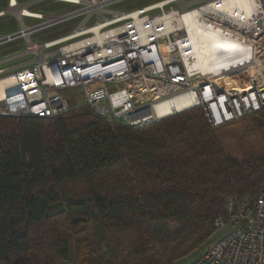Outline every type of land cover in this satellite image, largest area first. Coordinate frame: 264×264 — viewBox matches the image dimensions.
I'll return each instance as SVG.
<instances>
[{"label": "trees", "instance_id": "1", "mask_svg": "<svg viewBox=\"0 0 264 264\" xmlns=\"http://www.w3.org/2000/svg\"><path fill=\"white\" fill-rule=\"evenodd\" d=\"M264 188V109L211 126L200 107L112 127L78 105L0 115V264H187L225 200Z\"/></svg>", "mask_w": 264, "mask_h": 264}, {"label": "built area", "instance_id": "2", "mask_svg": "<svg viewBox=\"0 0 264 264\" xmlns=\"http://www.w3.org/2000/svg\"><path fill=\"white\" fill-rule=\"evenodd\" d=\"M39 1L7 0L0 10L21 24L0 34V42L26 38L0 56V115L60 117L85 105L112 127L136 128L200 107L216 127L264 109V0H247L248 7L236 0H158L129 9L106 7L119 0H58L74 5L63 15L33 7ZM79 14L64 35L31 37ZM181 96L183 106L156 110ZM225 208L216 219L221 236L187 264H264V188L253 202L228 195Z\"/></svg>", "mask_w": 264, "mask_h": 264}, {"label": "rangeland", "instance_id": "3", "mask_svg": "<svg viewBox=\"0 0 264 264\" xmlns=\"http://www.w3.org/2000/svg\"><path fill=\"white\" fill-rule=\"evenodd\" d=\"M155 1L158 0H119L107 4L106 7L129 9L131 7L142 6ZM6 3L7 0H0V8L5 9L7 7ZM33 7L41 8L44 10L45 13L52 12L57 15H63L74 10L73 4L58 0H41L35 3ZM82 18H83V14L74 15L59 20L52 26L37 28L33 30V32L31 33V37L33 39L43 41L49 38H54L64 35L70 32L82 20ZM24 19L27 24H31V22L35 21L34 18H29V17H25ZM20 27H21L20 19L15 14L8 12L0 16L1 34L15 33L19 30ZM25 43H26V38L21 36L15 37L12 40L0 42V56H2L5 53H12L22 48L25 45ZM19 60H23V59H18V61ZM67 97L69 98V96ZM72 98H74L76 101H79L81 100V95L80 96L73 95ZM221 233L222 231L217 232V234L212 238L210 244H206L204 247L200 248L195 254L190 255L189 258L187 259L188 261L187 263L191 262L201 253H203L208 248L209 245L213 244V242L221 236Z\"/></svg>", "mask_w": 264, "mask_h": 264}, {"label": "bare ground", "instance_id": "4", "mask_svg": "<svg viewBox=\"0 0 264 264\" xmlns=\"http://www.w3.org/2000/svg\"><path fill=\"white\" fill-rule=\"evenodd\" d=\"M238 3H242V5L248 7L249 6V3L247 0H236ZM190 25V24H189ZM190 27V26H189ZM197 30H192L191 31V36L192 37H195V35L197 34ZM197 49V48H196ZM197 54L199 55L200 54V50L197 49ZM184 105V100H183V97H178L176 98L175 100L173 101H168V102H163L161 104H159L157 107H156V110L160 113V114H167V113H170L171 111H173V109L175 107H181Z\"/></svg>", "mask_w": 264, "mask_h": 264}, {"label": "crops", "instance_id": "5", "mask_svg": "<svg viewBox=\"0 0 264 264\" xmlns=\"http://www.w3.org/2000/svg\"><path fill=\"white\" fill-rule=\"evenodd\" d=\"M2 8H0V10H1ZM5 33H7V32H5ZM1 34V33H0ZM6 54H9V53H5V54H3V55H6Z\"/></svg>", "mask_w": 264, "mask_h": 264}]
</instances>
